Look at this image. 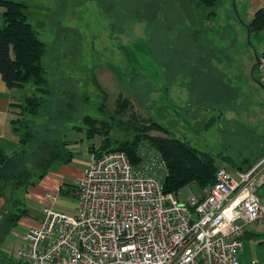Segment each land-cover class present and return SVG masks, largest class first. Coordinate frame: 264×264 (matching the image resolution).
Instances as JSON below:
<instances>
[{
    "label": "rangeland",
    "instance_id": "374dc122",
    "mask_svg": "<svg viewBox=\"0 0 264 264\" xmlns=\"http://www.w3.org/2000/svg\"><path fill=\"white\" fill-rule=\"evenodd\" d=\"M15 1L25 5L46 45L47 84L45 95L32 85L17 90L19 103L33 95L45 99L36 117L19 108L24 153L14 168L22 169L26 160V168L41 173L40 161L56 138L69 142L75 163L85 161L90 147L132 143L145 134L144 123H158L170 138L214 155L215 167L234 175L264 159V87L254 69L264 53V28L249 35L256 12L240 0H218L215 7L200 0ZM93 129L100 134L89 139ZM11 171L2 172L8 199ZM189 189L179 198L185 201ZM259 195L264 198V188ZM77 208L72 191L59 194L56 210L74 214ZM29 209L42 218V208ZM262 232L255 229L243 239L241 261L264 264ZM15 240L9 234L0 238V264H24Z\"/></svg>",
    "mask_w": 264,
    "mask_h": 264
},
{
    "label": "built area",
    "instance_id": "2783aa9c",
    "mask_svg": "<svg viewBox=\"0 0 264 264\" xmlns=\"http://www.w3.org/2000/svg\"><path fill=\"white\" fill-rule=\"evenodd\" d=\"M257 70L264 84V53ZM170 170L149 141L137 161L125 152L91 154L74 186V214L46 195L42 222L31 228L18 255L25 264H243L248 226H264V159L246 172L220 167L207 188L190 185L186 200L166 192ZM250 264H261L252 261Z\"/></svg>",
    "mask_w": 264,
    "mask_h": 264
},
{
    "label": "trees",
    "instance_id": "16d2710c",
    "mask_svg": "<svg viewBox=\"0 0 264 264\" xmlns=\"http://www.w3.org/2000/svg\"><path fill=\"white\" fill-rule=\"evenodd\" d=\"M200 1L206 7H215L218 2V0ZM0 7L3 8L4 16V26L0 28V74L10 89H21L32 85L38 92L45 95L43 87L47 84V78L43 60L47 51L46 45L39 39L34 27L29 23L25 5L15 0H0ZM248 28L251 33H258L264 28L263 9L256 12ZM43 99H45L43 96L33 95L27 97L25 102L19 103L17 106L21 107L22 115L28 114L31 117H36L40 113ZM18 115L20 116V114ZM18 115L11 123L17 135L19 134L17 123L21 120ZM88 122H91L89 118L85 120L87 125ZM141 128L145 134L138 136L132 143L127 142L121 145L119 149L109 150H96L91 147V154L103 155L110 151H121L125 152L133 162H136L138 143L141 140H147L163 154L168 162L170 174L165 183L166 192L178 193L190 185L204 189L214 183L218 168L213 163L212 155L193 148L187 142L170 138L168 131L158 123H144ZM153 131L165 136H150L149 133ZM95 134H100V132L94 129L90 130L88 132L89 139H93ZM68 143L64 139L62 141L57 138L54 140L50 155L40 161L41 173L26 168L28 166L26 160L23 161L25 166L22 169L20 166L14 168L18 157L23 155L24 150L20 149L13 155L8 156L0 149V194L14 207L19 206L22 201L21 194L27 192L29 187L42 180L49 173L52 165L72 161L74 154L68 148ZM19 144H23L20 138ZM11 168L13 171L10 173L15 181L13 180L9 200L3 192L8 183L6 181L7 177L2 175V172ZM36 176L37 179L28 180ZM19 219L20 217L17 221Z\"/></svg>",
    "mask_w": 264,
    "mask_h": 264
},
{
    "label": "crops",
    "instance_id": "0c3cea01",
    "mask_svg": "<svg viewBox=\"0 0 264 264\" xmlns=\"http://www.w3.org/2000/svg\"><path fill=\"white\" fill-rule=\"evenodd\" d=\"M240 1L242 2V5L244 4L243 8L247 9L249 12H257L260 9L264 10V0ZM17 90L19 89L8 88L6 82L0 74V149L3 150L8 156L13 155L22 148V146L19 144V137L11 125L12 121L17 117L18 112L20 111L19 107L17 106V104H19ZM68 148L70 149L69 146ZM90 155L91 150L88 149V154L85 161L75 163L74 158H72L70 163H56L52 165L49 173L42 180L29 187L27 192L21 194L22 201L19 206L17 205L14 207L13 204L8 203L6 198L0 194V238H2L4 234H9L12 237H15V242L18 243V246L24 245L26 243L25 236L27 232L33 227H38L42 222V218L31 213L29 207H36L39 210H41V208L43 209L44 205L48 203V200H46V195L48 193H53L57 196V201L55 203L56 208L60 193H67L69 191L74 193V187L72 186H75L74 184L77 182V180L82 178L85 169L88 168V159ZM256 164L257 162H248L247 169H242V171H237L236 173L246 172L253 168ZM259 197L264 201V198L261 195H259ZM19 217L20 219L17 221ZM253 226L255 227L253 228ZM255 229H263L261 234H264V226L253 224L247 227L243 239H245L250 234H254ZM3 244L4 243L2 241L1 245ZM17 256L20 259L18 250ZM252 261L259 260L254 259ZM252 261L247 263L243 261L242 262L244 264H250ZM21 262L24 263L23 261Z\"/></svg>",
    "mask_w": 264,
    "mask_h": 264
},
{
    "label": "water",
    "instance_id": "95a60500",
    "mask_svg": "<svg viewBox=\"0 0 264 264\" xmlns=\"http://www.w3.org/2000/svg\"><path fill=\"white\" fill-rule=\"evenodd\" d=\"M251 34V32L249 31V35ZM259 61H260V57L257 56V62H256V65L254 66V69L258 67V64H259ZM260 85L262 87H264V84L260 83Z\"/></svg>",
    "mask_w": 264,
    "mask_h": 264
},
{
    "label": "flooded vegetation",
    "instance_id": "af4514ba",
    "mask_svg": "<svg viewBox=\"0 0 264 264\" xmlns=\"http://www.w3.org/2000/svg\"><path fill=\"white\" fill-rule=\"evenodd\" d=\"M249 30V29H248ZM250 31V30H249Z\"/></svg>",
    "mask_w": 264,
    "mask_h": 264
}]
</instances>
